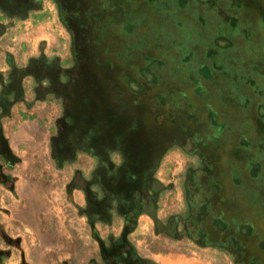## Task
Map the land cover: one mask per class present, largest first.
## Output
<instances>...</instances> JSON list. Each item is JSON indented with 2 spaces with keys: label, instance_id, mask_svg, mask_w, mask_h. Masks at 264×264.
I'll return each mask as SVG.
<instances>
[{
  "label": "flooded vegetation",
  "instance_id": "obj_1",
  "mask_svg": "<svg viewBox=\"0 0 264 264\" xmlns=\"http://www.w3.org/2000/svg\"><path fill=\"white\" fill-rule=\"evenodd\" d=\"M53 1L69 32V57L49 66L50 75L46 69L31 71L39 58L29 56L18 65L5 51L0 121L29 93L63 102L52 147L57 161L77 159L65 189L97 245L89 264H160L148 255L168 251L158 243L192 244L231 264H264V177L258 179L264 163H248L241 172L264 144L239 139L246 122L264 129V0ZM41 2L0 0V38L10 30L3 25L7 19L32 11L40 17L46 9L35 5ZM204 8L211 21L203 17ZM125 15L137 20L120 25ZM196 25L212 36V43L201 45L202 64L191 39ZM152 46L158 51L149 56ZM215 56L213 69L208 63ZM252 62L259 65L250 70ZM242 63L250 71L245 75ZM231 69L245 84L243 92L255 96L253 106L251 97L244 106L245 120L234 93L225 89L235 82ZM206 72L214 78L204 81ZM25 77H33L32 88ZM221 133L228 136L226 145L216 137ZM63 161L58 171L65 170ZM0 187V213L20 229L5 236L20 242L29 228L2 192L15 198L19 189ZM11 250L0 248V257Z\"/></svg>",
  "mask_w": 264,
  "mask_h": 264
},
{
  "label": "rangeland",
  "instance_id": "obj_2",
  "mask_svg": "<svg viewBox=\"0 0 264 264\" xmlns=\"http://www.w3.org/2000/svg\"><path fill=\"white\" fill-rule=\"evenodd\" d=\"M35 6H41L43 9H46L45 12L37 14L40 17L36 16L34 14L35 12L32 11L25 16L26 18L21 16L9 18L3 23L4 27L10 30L0 38V69H7V63L5 62V51L7 50L9 51L10 63L15 62L18 65H24L29 56H34V58H39L40 60H35L31 63V66H33L31 71L39 73L40 70L46 69L47 74L50 75L52 73L49 66L52 68L53 63H65L64 60L69 57L71 49L69 45V32L65 28L64 23L58 18L57 5H55L53 0H42L40 4H36ZM202 11H204L203 17L205 20L211 21L209 18L211 17L210 9L204 8ZM196 12H198L197 9L188 12L187 15L189 18H192ZM216 13L218 14L217 11ZM112 16L115 19V24L119 25L117 19L121 17L116 15V11H114ZM136 16L133 17L134 19H131L130 17L132 16L126 18L125 15L120 25H125L127 20H137ZM140 16L141 14L138 17ZM195 28L197 31H192L191 39L199 48L196 54V58L199 59L197 64H199L201 61H205L204 59L206 58L203 56L206 48L204 49L201 45H207L205 44L206 42L212 43V36L206 28L199 27L198 25ZM151 38L152 36L146 37L147 40ZM260 42L262 47H264V38L260 39ZM211 48L213 50L217 48L214 51L217 55L218 47L213 46ZM157 51L152 46L146 52L150 54L149 56H154V52ZM263 53L264 50L260 53V61H262L261 63L264 66ZM41 54L44 57H41ZM215 58V62L213 59H209L208 63L213 69L214 64H217L218 67V63H216L218 62V56H215ZM41 60H45L48 63L45 68L41 65ZM258 65L259 63L252 62L249 69H256ZM232 72L231 76L235 78V82L226 86L225 89L234 93L233 100L241 110L243 109L245 113L243 119L245 120L248 118L249 112L244 106L247 105L250 97L251 106H253V102H256L255 96H249L243 92L246 90L245 84L241 78H237L235 71L232 70ZM249 72L247 65L243 66L242 63L240 75H245ZM209 76L210 73L208 72L204 75L202 74V78L205 79L204 81L214 78V76ZM217 76L218 72L216 73ZM33 81V77H25V86L32 88L34 85ZM240 90L242 92H239ZM61 103L63 102L54 97V95H49L46 99L45 97H39L37 99L32 93H29L21 101H16L10 114L4 115L2 118L4 124L0 121V185L8 188L13 187V189H9L13 191L19 189L20 193L15 195V198L8 194L6 190H2L4 196L7 197L3 201L5 203L9 202V207H12L14 212L22 217L23 222L28 226L30 231L26 230L25 235L30 237V245L39 248L36 239L32 240L35 235V231L32 228L39 226L36 233L39 232L41 234V244L43 246L45 244H48V246H58L56 248L57 250H54V254H57L59 257L57 258V264H67V262L68 264H76L77 260L73 258L74 255L79 254L84 258L87 253L90 255L95 253L94 255L97 256L95 252L97 248L93 241L89 242L88 238H86L89 232L87 231L85 218L82 219L76 215L71 204V199L65 189L67 183H71L73 179L72 174L75 173L73 169L75 167L74 162L77 159L76 157L70 156L69 159L65 158L57 161L52 147L53 140L51 137L54 132L53 125L57 117L61 114ZM231 104H233L232 101ZM241 128L240 133L242 136L239 138L240 140L246 142V140L251 138L250 143L253 146L264 144V129H261L262 132L258 130L256 123L254 124L253 121L246 122ZM216 135H218L216 137L220 138V144L226 145L228 143V139H223L228 137L227 135L223 133ZM251 158L241 165V172L244 175L246 173V164L255 161L264 163V148L258 157ZM85 160H87L86 157ZM62 161V168L65 170L58 171L56 166ZM247 171H249V168ZM262 177H264V166L262 171L258 170V179L260 180ZM76 198L78 201L83 202L82 198L80 199V195L76 194ZM26 207L27 210H24ZM10 221L8 215L0 213V248L2 249L1 245H3L8 248L20 249L22 247V240L20 242L19 240H13L9 243L5 236L9 232L12 233L20 230L18 226L13 225ZM29 223L31 226H29ZM34 225H37V227H34ZM158 244H160V246H157L159 250H168L164 255L151 254L145 249L143 251L148 253L149 256H159L162 264H193L192 262L194 260L197 264H201L206 259L214 261V264H224L223 262L225 264H231L228 257L219 254L218 257H214L208 254H195L191 251L190 257L188 251H186L187 249H184V246L188 247L187 244L169 243L168 246H162L161 243ZM190 245L194 249V245ZM146 249L148 248L146 247ZM172 250H183L185 254L187 253L189 255V258H184V255H179V257L174 256L171 254ZM7 256L0 257L1 264L4 263L3 261Z\"/></svg>",
  "mask_w": 264,
  "mask_h": 264
},
{
  "label": "crops",
  "instance_id": "obj_3",
  "mask_svg": "<svg viewBox=\"0 0 264 264\" xmlns=\"http://www.w3.org/2000/svg\"><path fill=\"white\" fill-rule=\"evenodd\" d=\"M24 210H27V207ZM19 214H22V213H19ZM24 216H26V215H24ZM18 217L23 219L20 216H18ZM29 226H31L30 223H29ZM34 227H37V225L36 226L34 225ZM38 229H39V226L37 228H32V230L35 231L34 232L35 233L34 239H32V240L36 239V241L39 244V248H36L37 246L32 247L30 245V242H31L30 237L23 235L22 242H21L22 247H20V249L19 248H12L10 254L7 257H5L6 259H4L3 264H57L58 263L57 258H59V257L57 254H54V250H57L56 248L58 246H56V245L48 246V244H45V246H43L41 244V234L39 232L36 233L38 231ZM86 238H88L89 242H92V241L95 242L94 240H92V238L89 234L86 235ZM94 244H96V242ZM1 246H2V248L7 247V246H3V245H1ZM137 246L141 251L142 243L140 241L137 243ZM96 248H97V245H96ZM195 248L196 247H194V249H192L190 244H188V247L184 246V249H187L186 251H188V254L190 255V257H191V254H190L191 251H193L195 254H200V255L201 254H208L209 256L218 257V254H214V253H211V252L206 251V250H201L198 248L195 249ZM183 250L182 251L172 250L171 254H173L174 256H178V257H179V255H184V258H189V255L187 253L185 254V252ZM94 254L90 255L89 253H87V255H85L84 258L81 255L76 254V255H74L73 258L75 260H77L76 264H89L92 256H95ZM155 255H152L151 258H153L155 261L162 264L161 261L159 260V256H155ZM186 255H188V256H186ZM192 263L197 264V262L195 260ZM199 263H200V261H199ZM223 263L225 264V262H223ZM67 264H68V262H67ZM72 264H74V263H72ZM201 264H214V261H210V260L206 259V260L202 261Z\"/></svg>",
  "mask_w": 264,
  "mask_h": 264
}]
</instances>
